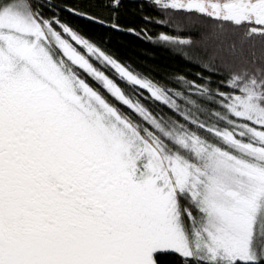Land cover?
Listing matches in <instances>:
<instances>
[{
	"label": "snow or ice",
	"instance_id": "1",
	"mask_svg": "<svg viewBox=\"0 0 264 264\" xmlns=\"http://www.w3.org/2000/svg\"><path fill=\"white\" fill-rule=\"evenodd\" d=\"M127 3L0 0V264H264V0ZM113 32L202 71L170 89Z\"/></svg>",
	"mask_w": 264,
	"mask_h": 264
},
{
	"label": "trees",
	"instance_id": "2",
	"mask_svg": "<svg viewBox=\"0 0 264 264\" xmlns=\"http://www.w3.org/2000/svg\"><path fill=\"white\" fill-rule=\"evenodd\" d=\"M136 7V0H128L127 8ZM144 15L156 16L150 9L144 10ZM73 23H79L74 17H70ZM121 23L125 27L145 29L148 35L156 37L161 32L171 31L164 25L145 22L140 15H125ZM110 49L118 57L130 64L134 69L151 76L154 80L164 84L166 87L175 90L181 87L177 83L178 74L185 75L187 79H196L195 73L202 71L195 64L184 59V50L163 43H153L142 36L125 32L108 33ZM179 102V100H178ZM167 112V108H164Z\"/></svg>",
	"mask_w": 264,
	"mask_h": 264
}]
</instances>
